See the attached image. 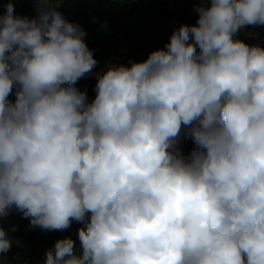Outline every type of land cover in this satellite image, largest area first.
I'll return each mask as SVG.
<instances>
[{
	"label": "clouds",
	"instance_id": "1",
	"mask_svg": "<svg viewBox=\"0 0 264 264\" xmlns=\"http://www.w3.org/2000/svg\"><path fill=\"white\" fill-rule=\"evenodd\" d=\"M194 2L163 48L95 73L54 0L0 15V220L82 225L80 254L64 237L45 264H264V46L237 38L264 0Z\"/></svg>",
	"mask_w": 264,
	"mask_h": 264
},
{
	"label": "rangeland",
	"instance_id": "2",
	"mask_svg": "<svg viewBox=\"0 0 264 264\" xmlns=\"http://www.w3.org/2000/svg\"><path fill=\"white\" fill-rule=\"evenodd\" d=\"M104 1V4L107 6L105 11L91 10L89 11V13L85 14L84 19L82 20V28L85 29L87 35L91 34V30L95 25H102V27L98 29V36H95L93 33L91 36V41L94 47V56L98 61L96 68L93 69V73L101 71L105 67L106 62L121 64V60L125 55L130 56L129 61H142L146 59V52H144L140 47V45L143 43L146 44V42H148L154 46V50H157L163 48L166 43L169 42L172 32L169 31L165 25L159 24L153 19L147 18L145 23L141 26L137 25V21H129V16L124 14L118 16L117 21L115 23H112V18L117 17V14L119 13L118 5L115 2L118 0ZM143 1L162 5L168 0ZM185 2H187L188 4L193 3V1L191 0H185ZM83 79L85 81L89 79V81L80 86L79 89L82 91L86 89L88 97L91 100L95 96V92L93 91L96 84L95 76H85ZM9 99L14 101V92L9 96ZM193 147V142L188 139L181 150L185 155H187ZM16 214L20 215L19 219L21 221L26 222V234H34L35 238H37L40 242L41 250L43 252L48 250L49 243L52 238H54L53 232L42 230L39 227H31L29 219L23 218L22 213L17 211L15 208L9 210L8 216L0 220V224H2L4 230L7 232V225L11 220L10 218L11 216ZM80 227H82V225L74 221L71 227L67 230H64V232H68L72 228L77 231V229ZM7 235L10 239L11 237L9 236L8 232ZM47 235L49 237H47ZM79 243L80 242L78 239V242L75 244V248ZM11 252L12 248H10L7 253H4L2 257H0V264L8 263ZM45 254L46 253H43L42 256L28 261V263L25 264H45Z\"/></svg>",
	"mask_w": 264,
	"mask_h": 264
},
{
	"label": "trees",
	"instance_id": "3",
	"mask_svg": "<svg viewBox=\"0 0 264 264\" xmlns=\"http://www.w3.org/2000/svg\"><path fill=\"white\" fill-rule=\"evenodd\" d=\"M193 3H187L185 0H168L162 5H157L153 3L144 2L143 0H118L115 1L118 5L119 13L117 17L112 18V23L117 21L118 16L128 15L129 21H137V25H143L147 18L153 19L159 24L165 25L166 28L173 32L174 29H177L182 24L194 25L196 20L198 19V14L193 10L195 7L194 0ZM11 2L14 5V15L18 17H35L37 15L38 4L36 0H0V15H3L6 12L7 4ZM104 0H63L58 6L55 5V0L52 6L56 7V10L60 12L63 18L70 23L78 24L82 27V20L86 13H89L91 10L96 11H105L106 5L104 4ZM251 26L249 25L237 34V38L243 40L244 42L253 45L260 44L264 46V34L258 33V30L262 26H254L256 27V31L251 30ZM102 25L97 24L92 28L91 34L87 35L85 38V42L88 47L94 50L93 43L91 41L92 33L98 36V29L101 28ZM85 30V29H84ZM141 49L146 52V56L150 54L154 50V46L148 42L146 44L140 45ZM130 56H124L121 60V64L127 65L129 62ZM88 80L80 79L76 87L82 86ZM185 145L181 143L180 147L182 148ZM20 215L16 214L11 216V220L7 225V232L11 237L12 246L14 244V240L18 237H25L29 240L35 238V235H29L25 232L26 222L21 221ZM15 230H12V229ZM54 237L57 235V231H52ZM50 235V234H48ZM47 235V237H49ZM52 236V234H51ZM46 237V238H47ZM45 239V238H43ZM53 239V238H52ZM7 264H12V252L9 256V261Z\"/></svg>",
	"mask_w": 264,
	"mask_h": 264
},
{
	"label": "built area",
	"instance_id": "4",
	"mask_svg": "<svg viewBox=\"0 0 264 264\" xmlns=\"http://www.w3.org/2000/svg\"><path fill=\"white\" fill-rule=\"evenodd\" d=\"M256 29V27L251 26L252 31H256ZM258 33L264 34V26L258 30ZM187 140L188 139L182 140V143L186 142ZM69 236L74 240L75 244L78 242V234L74 228L70 229L68 232L57 231V235L50 241L48 249L54 247V244L58 239ZM46 251L43 252L41 250L40 242L37 238L29 240L22 236L18 237L14 240L12 248V264L28 263V261L42 256L43 253H46Z\"/></svg>",
	"mask_w": 264,
	"mask_h": 264
},
{
	"label": "bare ground",
	"instance_id": "5",
	"mask_svg": "<svg viewBox=\"0 0 264 264\" xmlns=\"http://www.w3.org/2000/svg\"><path fill=\"white\" fill-rule=\"evenodd\" d=\"M75 252H76L77 255L80 254V252H81V246H80V243H79V244L77 245V247L75 248Z\"/></svg>",
	"mask_w": 264,
	"mask_h": 264
}]
</instances>
